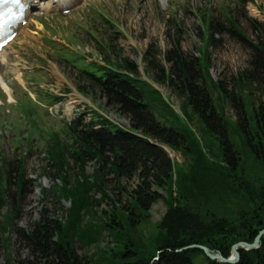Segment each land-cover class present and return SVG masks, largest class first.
<instances>
[{
    "label": "trees",
    "instance_id": "obj_1",
    "mask_svg": "<svg viewBox=\"0 0 264 264\" xmlns=\"http://www.w3.org/2000/svg\"><path fill=\"white\" fill-rule=\"evenodd\" d=\"M228 19L226 26L210 20L206 45L208 49L222 31L251 44L252 68L233 89L213 79L208 50L190 56L173 39L164 53L168 65L154 55L147 57L156 81L180 100L183 116L128 59L116 63L106 56L104 64L92 62L93 70H82L83 79L106 104L128 117L130 128L97 111L88 120L87 112H81L68 123L71 148L56 140L47 144L43 172L54 183L42 191L70 201L66 222L50 215L30 230L18 228L27 182L22 165L15 174L17 187L10 192L12 168L6 161L0 166V186L4 180L7 185L0 190V210L5 199L9 210L0 229L13 228L37 261H44L40 264H264V234L259 247H238L237 263L212 259L191 246L205 245L229 258L234 244L253 243L264 229V43L251 42L240 24ZM255 91L260 92L259 102L250 103L248 96ZM226 105L233 116L225 112ZM166 147L180 152L183 162ZM88 161L96 165L91 174L85 168ZM134 179L133 187L122 183ZM160 200L167 204L166 212L157 232L145 238L141 227L150 223L152 207ZM105 202L110 206L105 217L97 224L88 221L86 215ZM102 230L114 236L116 246L80 256L75 240L93 244ZM10 239L3 238L5 247Z\"/></svg>",
    "mask_w": 264,
    "mask_h": 264
},
{
    "label": "rangeland",
    "instance_id": "obj_2",
    "mask_svg": "<svg viewBox=\"0 0 264 264\" xmlns=\"http://www.w3.org/2000/svg\"><path fill=\"white\" fill-rule=\"evenodd\" d=\"M65 8L29 9L26 22L6 46L7 63L0 56V77L11 89L10 97L0 83V166L4 167L6 161L11 164L10 192L17 187L15 174L24 166L27 185L21 197L20 217L16 220L22 230H30L43 216L67 221L70 201L46 195L42 189H49L54 183L43 172L48 164L47 144L56 140L71 148L68 129L71 119L87 112L88 120L93 110L130 128L128 117L107 105L105 98L81 76L82 70L94 69L92 62L104 64L106 56L116 63L123 59L134 62L142 78L183 116L180 100L168 85L156 81V70L150 67L147 57L154 55L160 64L168 65L164 53L171 48L173 39H178L190 56L198 57L200 52L208 50L213 79L233 89L241 74L249 73L252 68L253 48L249 42L222 31L207 49L210 20L226 26L231 16L245 31L247 39L264 43V0H76ZM214 92L217 95V90ZM57 97L62 99L57 101ZM259 97L260 92L255 91L248 96L249 102H259ZM225 112L234 115L229 105ZM194 127L199 133L196 120ZM166 148L173 158L183 162L180 152ZM95 166L94 161H88L86 172L91 174ZM136 182L137 179L122 183L133 187ZM6 186L4 180L0 190ZM5 200L0 220L5 219L9 210ZM108 202L100 205L93 215H86V219L97 224L98 218L103 219L105 210H109ZM229 204L234 206L233 202ZM166 209L163 200L153 205L150 223L141 227L145 238L157 232L156 224ZM6 227L0 229V264L44 262L37 261L13 228ZM5 237L11 238L7 247ZM75 242L77 253L89 257L116 246L114 236L104 230L93 244L83 245L79 239Z\"/></svg>",
    "mask_w": 264,
    "mask_h": 264
},
{
    "label": "bare ground",
    "instance_id": "obj_3",
    "mask_svg": "<svg viewBox=\"0 0 264 264\" xmlns=\"http://www.w3.org/2000/svg\"><path fill=\"white\" fill-rule=\"evenodd\" d=\"M26 1L29 3L30 8L36 6L37 9H40V10H51L52 8L53 9H59V8H62L63 6H69L72 3H74L76 0H26ZM39 3H41V4L39 5ZM19 28H20V26H19ZM9 45H10V43L8 44V46ZM7 47L0 50L1 59L5 63H7V61H6L7 60L6 59V49H7ZM3 56L5 58H3ZM0 83H1V85L3 87V89L5 90V92L9 93L10 97H11V89H9L10 87L6 85L7 83L5 84V82L3 81V79L1 77H0ZM56 107H59V106H56ZM56 112H58V111H56ZM106 117L110 118L108 116H106Z\"/></svg>",
    "mask_w": 264,
    "mask_h": 264
},
{
    "label": "water",
    "instance_id": "obj_4",
    "mask_svg": "<svg viewBox=\"0 0 264 264\" xmlns=\"http://www.w3.org/2000/svg\"><path fill=\"white\" fill-rule=\"evenodd\" d=\"M168 150V149H167ZM264 234V229L259 232L257 237L255 238V241L253 243H249L246 241H240L232 246V254L229 258L224 257L220 253H213L207 246L205 245H191L194 247H199L204 250L207 256H209L212 259H219L222 261L230 262V263H237L240 259V253L238 250L239 246L246 247V248H257L260 245L261 236ZM180 251V250H179Z\"/></svg>",
    "mask_w": 264,
    "mask_h": 264
},
{
    "label": "snow or ice",
    "instance_id": "obj_5",
    "mask_svg": "<svg viewBox=\"0 0 264 264\" xmlns=\"http://www.w3.org/2000/svg\"><path fill=\"white\" fill-rule=\"evenodd\" d=\"M16 3H19V0H15Z\"/></svg>",
    "mask_w": 264,
    "mask_h": 264
}]
</instances>
